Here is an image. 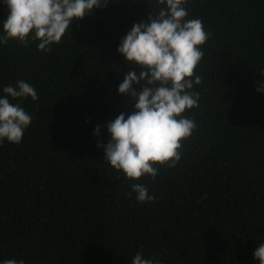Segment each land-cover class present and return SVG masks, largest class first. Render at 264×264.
Masks as SVG:
<instances>
[{"label": "trees", "instance_id": "16d2710c", "mask_svg": "<svg viewBox=\"0 0 264 264\" xmlns=\"http://www.w3.org/2000/svg\"><path fill=\"white\" fill-rule=\"evenodd\" d=\"M153 0H110L74 21L51 51L0 46V87L23 79L38 100L22 142L0 145V260L26 264H258L264 242V0H188L211 36L197 67L196 122L174 167L126 179L103 160L106 122L134 108L117 92L139 71L117 52ZM8 14L0 2V19ZM141 85H134L139 90ZM101 126L99 136L94 135ZM132 183L144 184L140 203Z\"/></svg>", "mask_w": 264, "mask_h": 264}, {"label": "clouds", "instance_id": "9594fccd", "mask_svg": "<svg viewBox=\"0 0 264 264\" xmlns=\"http://www.w3.org/2000/svg\"><path fill=\"white\" fill-rule=\"evenodd\" d=\"M8 14L0 19V46L8 40L29 45L36 42L37 50L49 52L61 42L74 21L90 15L94 9L106 7L110 0H0ZM155 8L147 20L133 23L117 47L129 65L139 71L124 74L117 92L130 96L131 113L121 112L106 122L110 135L107 143L98 142L103 160L126 179L144 175L153 179L157 164L174 167L181 159L182 141L196 129V122L184 113L199 106L201 84L196 70L211 36L199 17L187 18L188 0H153ZM142 86L137 90L134 85ZM264 94V81L257 87ZM38 100L34 85L23 79L0 87V145L22 142L30 126L32 114L23 106L25 100ZM96 125L94 135L99 136ZM137 202L154 200L148 188L132 183L131 192ZM253 258L264 264V242L257 244ZM0 264H26L24 259L0 260ZM131 264H161L155 257L137 251Z\"/></svg>", "mask_w": 264, "mask_h": 264}]
</instances>
